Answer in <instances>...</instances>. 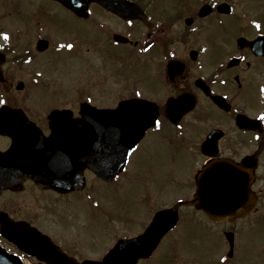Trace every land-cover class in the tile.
Instances as JSON below:
<instances>
[{
  "label": "flooded vegetation",
  "instance_id": "1",
  "mask_svg": "<svg viewBox=\"0 0 264 264\" xmlns=\"http://www.w3.org/2000/svg\"><path fill=\"white\" fill-rule=\"evenodd\" d=\"M115 4L123 16L100 2H90L88 17H82L61 0H0V109L23 108L49 135L55 109L78 119L82 104L114 108L140 98L155 105L150 110L158 111L161 122L146 130L111 180L86 168L84 188L43 189L27 178L20 190L0 192V257L22 264H96L122 244V255L129 257L120 259L124 264H264V244L248 257L242 252V219L253 217L254 225L264 218V0ZM108 46L116 52L106 54ZM136 56L144 64L142 75L130 70ZM81 60L85 68L96 66L97 74L106 73L104 63L112 61L117 71L122 68L112 73L124 76L122 83L100 82L92 93L86 84L60 81V69ZM29 87L35 93L26 106L22 93ZM184 95L191 108L177 118L168 104ZM11 143L0 134L1 152ZM161 145H174L181 165L190 167L193 177L184 185L194 193L166 200L163 155L150 152L164 150ZM143 148L150 166H141ZM220 159L252 176L253 205L227 222L212 219L195 200L196 174ZM138 186L141 191L134 193ZM76 200L89 204L90 216L73 210ZM187 207L207 220L206 229H154L140 239L159 211L178 210L180 224ZM88 221L96 229H87Z\"/></svg>",
  "mask_w": 264,
  "mask_h": 264
},
{
  "label": "water",
  "instance_id": "2",
  "mask_svg": "<svg viewBox=\"0 0 264 264\" xmlns=\"http://www.w3.org/2000/svg\"><path fill=\"white\" fill-rule=\"evenodd\" d=\"M61 1L82 16H88L92 1L100 2L112 11H122L115 6V0ZM177 103L179 105H175ZM149 106L136 100L122 102L116 108L99 109L83 104V116L78 119L67 110L56 109L49 115L50 136H45L22 109L3 106L0 109V134L11 136L12 144L5 152L0 151V192L6 188L18 190L29 177L42 188L60 191L82 188L86 167L104 178H111L109 174L120 170L148 126L153 124L157 113L148 114ZM168 107H175L178 117L191 108L188 97L175 99ZM103 161H112L115 166L102 164ZM249 179L239 166L227 160L208 164L198 175L197 206L216 220H230L244 214L253 203ZM0 220H4L1 212ZM177 220L178 213L173 209L158 212L148 228L151 230L140 239L154 229H163V232L171 229ZM124 250L123 246H116L96 264H124L120 259L129 262L128 255H122ZM7 261L10 260L7 258Z\"/></svg>",
  "mask_w": 264,
  "mask_h": 264
},
{
  "label": "rangeland",
  "instance_id": "3",
  "mask_svg": "<svg viewBox=\"0 0 264 264\" xmlns=\"http://www.w3.org/2000/svg\"><path fill=\"white\" fill-rule=\"evenodd\" d=\"M103 50L106 54L107 53L112 54L116 52V49L112 48V46L103 47ZM89 54L90 52H86L87 56ZM122 67H123V70L126 69L124 65ZM94 68H96V66L85 68L83 66V61L81 60L76 65L69 66V67L63 66L61 69L58 68L60 69L59 78H60V81L62 82L73 81L75 84H86V87H89L90 90H92V93H96V90L101 88L100 82H105V84L102 85V87H105V86L112 87L113 82L115 81H119L115 85L122 83L120 80H122L124 76H122L123 78H119L116 74H112V73H115V72L117 73L121 71L122 68L119 67L118 68L119 70L117 71L115 66L112 65V61L107 64L104 63L102 71L107 70L106 73L105 71H103V73L97 74ZM133 68L134 70L131 71L132 73H134V71L135 73L139 72L140 75L145 73L144 72L145 68H144V64L142 62L141 57L140 58L138 56L134 57L133 65L132 67H130V70H132ZM54 70H57V69H54ZM127 75H129V73H127ZM34 93H35V90H33L31 87L27 88L22 93V101L24 105L27 106L28 104L26 103L32 102V94ZM43 103L46 104L47 101H44ZM160 147L163 148L164 150H159L157 146L156 148L150 149V152L153 154L154 151L156 150L155 152L156 158L163 155L164 161H163L162 166L165 168L164 170L166 173V181H165L166 200L169 202L170 199L175 198L176 196H182V194H185V193H190L191 190L194 193L193 187H191V190H190L186 188L187 186L186 184L184 185V182L189 181L193 177V175L190 174L191 169L189 166L181 165L179 154L176 157V149L174 145H169L166 147V149H165V145H161ZM145 152H146V149L143 148L139 155L140 163L142 167L150 166L152 164V160H149V159L145 160ZM134 169H135V165H133V170ZM183 178L184 179L186 178V181ZM181 182H183L182 186L180 184ZM176 184H179L178 189H176ZM139 191H141V187L138 186L136 190L134 191V193H138ZM124 192L130 193L132 192V190L129 189ZM73 210L75 212L81 211L87 216L91 215V208L89 207V204L82 200L75 201V204L73 205ZM193 210L194 209L190 207L183 209V220L180 223L179 227L176 229H206V227H204L203 225L205 224L209 225L207 223V220L200 213L197 214ZM252 218L253 217L251 218L247 217V218L242 219V252H243V256L245 257H248V255H250L254 250H256L259 244H264V220H263L264 218L258 219L257 224L251 225L250 221L252 220ZM69 223L70 225H73L71 221H69ZM100 223L102 224V222ZM233 223H234L233 226L238 228V225H239L238 221L233 222ZM86 225H87V229H96L95 227H93L94 225H96L94 221H88ZM134 228L141 229L140 223L135 224Z\"/></svg>",
  "mask_w": 264,
  "mask_h": 264
},
{
  "label": "snow or ice",
  "instance_id": "4",
  "mask_svg": "<svg viewBox=\"0 0 264 264\" xmlns=\"http://www.w3.org/2000/svg\"><path fill=\"white\" fill-rule=\"evenodd\" d=\"M67 47L71 48L73 46L71 44H69V45H67ZM137 95H139V93H137ZM260 118L261 119H264V115H262ZM154 122H155V124H156L157 127H159L160 124H161V122L159 120H155Z\"/></svg>",
  "mask_w": 264,
  "mask_h": 264
}]
</instances>
